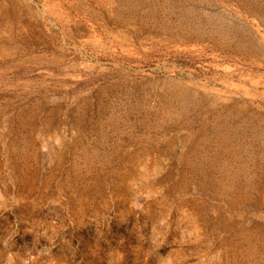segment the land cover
<instances>
[{"label":"rangeland","instance_id":"rangeland-1","mask_svg":"<svg viewBox=\"0 0 264 264\" xmlns=\"http://www.w3.org/2000/svg\"><path fill=\"white\" fill-rule=\"evenodd\" d=\"M0 264H264V0H0Z\"/></svg>","mask_w":264,"mask_h":264}]
</instances>
